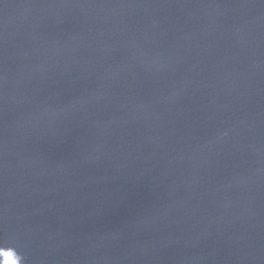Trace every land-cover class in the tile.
Wrapping results in <instances>:
<instances>
[{"label": "water", "instance_id": "1", "mask_svg": "<svg viewBox=\"0 0 264 264\" xmlns=\"http://www.w3.org/2000/svg\"><path fill=\"white\" fill-rule=\"evenodd\" d=\"M3 264H264V0H0Z\"/></svg>", "mask_w": 264, "mask_h": 264}, {"label": "clouds", "instance_id": "2", "mask_svg": "<svg viewBox=\"0 0 264 264\" xmlns=\"http://www.w3.org/2000/svg\"><path fill=\"white\" fill-rule=\"evenodd\" d=\"M0 264H3V261H0Z\"/></svg>", "mask_w": 264, "mask_h": 264}]
</instances>
